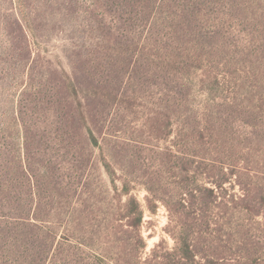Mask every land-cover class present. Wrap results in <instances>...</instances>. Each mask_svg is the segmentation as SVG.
<instances>
[{
    "label": "rangeland",
    "instance_id": "374dc122",
    "mask_svg": "<svg viewBox=\"0 0 264 264\" xmlns=\"http://www.w3.org/2000/svg\"><path fill=\"white\" fill-rule=\"evenodd\" d=\"M94 2L0 0V264H142L174 246L145 198L174 204L184 184L233 200L202 243L264 264V0ZM76 70L97 145L59 122ZM123 182L144 210L136 259Z\"/></svg>",
    "mask_w": 264,
    "mask_h": 264
},
{
    "label": "trees",
    "instance_id": "16d2710c",
    "mask_svg": "<svg viewBox=\"0 0 264 264\" xmlns=\"http://www.w3.org/2000/svg\"><path fill=\"white\" fill-rule=\"evenodd\" d=\"M116 1L121 4L126 0H95L94 4H105L110 7ZM80 80L79 72L76 70L72 77L62 83L61 89L68 93V97L66 100H62L63 96L60 97V113L64 112L66 118L62 116L59 122L68 143L73 142L81 144V146L83 144L97 145L94 129L98 120L93 118V105L89 106L88 99L85 105H87L86 109L89 110L84 112L80 103L77 106L73 102V98H77L79 94H82L83 98L88 95L86 88L88 85L84 84L85 86H83ZM86 82L89 85L92 83L90 86L92 97L97 96L98 87L94 86L93 78H90L89 74H87ZM89 97L91 96L89 95ZM72 103L75 107L72 106ZM28 175L31 178L29 173ZM182 180H184L183 177ZM216 185L218 188L221 187L219 183ZM183 186L185 187V192L174 204H170L160 198L155 199L156 196L151 197L149 195L145 198L147 209L152 213L155 212L157 201L165 205L168 211L169 224L173 226L171 231L168 230L169 227L165 228V231L172 237L174 246L171 249H167L164 241L160 240L150 249L142 264H233L232 258L227 256L220 242L213 240L202 243V237L211 236L212 230L210 228L216 225L207 216V212L227 208L229 204L233 203V200L219 198L214 189L211 188H195L185 184ZM131 190L132 187L129 182H123L120 192L116 193V197L119 200L122 196L125 197L124 203L119 206V216L126 221L127 226L133 229L130 234L134 235L133 252L135 253L132 255L131 249L128 256L136 259V257L140 258V254L146 248V243L140 231L144 210L138 200L130 193ZM147 190L151 193L149 188ZM188 210L191 211L188 212ZM124 259L125 257L120 258V260ZM120 260L117 262L119 263ZM125 262L120 263L125 264ZM240 262V264H249L246 259L240 260Z\"/></svg>",
    "mask_w": 264,
    "mask_h": 264
}]
</instances>
